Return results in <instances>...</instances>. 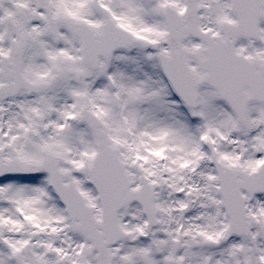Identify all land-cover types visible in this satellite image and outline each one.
<instances>
[{
	"label": "snow or ice",
	"instance_id": "6c2138e0",
	"mask_svg": "<svg viewBox=\"0 0 264 264\" xmlns=\"http://www.w3.org/2000/svg\"><path fill=\"white\" fill-rule=\"evenodd\" d=\"M0 264H264V0H0Z\"/></svg>",
	"mask_w": 264,
	"mask_h": 264
}]
</instances>
